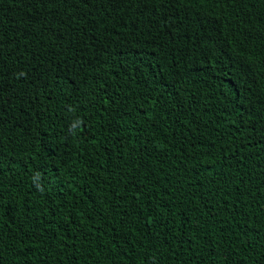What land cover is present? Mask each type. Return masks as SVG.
<instances>
[{
  "label": "trees",
  "instance_id": "1",
  "mask_svg": "<svg viewBox=\"0 0 264 264\" xmlns=\"http://www.w3.org/2000/svg\"><path fill=\"white\" fill-rule=\"evenodd\" d=\"M0 264H264V0H0Z\"/></svg>",
  "mask_w": 264,
  "mask_h": 264
},
{
  "label": "clouds",
  "instance_id": "2",
  "mask_svg": "<svg viewBox=\"0 0 264 264\" xmlns=\"http://www.w3.org/2000/svg\"><path fill=\"white\" fill-rule=\"evenodd\" d=\"M77 123H79V121H77ZM37 187H39V185H37Z\"/></svg>",
  "mask_w": 264,
  "mask_h": 264
}]
</instances>
